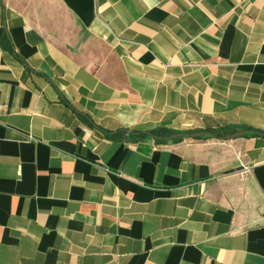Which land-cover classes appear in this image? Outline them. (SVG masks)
<instances>
[{"label": "crops", "instance_id": "0c3cea01", "mask_svg": "<svg viewBox=\"0 0 264 264\" xmlns=\"http://www.w3.org/2000/svg\"><path fill=\"white\" fill-rule=\"evenodd\" d=\"M249 129L264 0H0V264H264Z\"/></svg>", "mask_w": 264, "mask_h": 264}, {"label": "trees", "instance_id": "16d2710c", "mask_svg": "<svg viewBox=\"0 0 264 264\" xmlns=\"http://www.w3.org/2000/svg\"><path fill=\"white\" fill-rule=\"evenodd\" d=\"M199 131H194L193 133H198ZM229 132H235V131H226V130H223V131H215L213 129H209V130H204V134L203 135H197L196 137L197 138H203V137H217V138H225L226 135L229 133ZM248 134L246 135H249V136H256V135H264V131H261V130H258V129H249L248 131ZM120 132L116 133V134H119ZM210 133H212L213 135H211ZM122 134H124V132H122ZM133 136L135 135V133H131ZM171 133L166 131V130H163V129H157V130H154L152 132H140L138 133V137H146L148 135H152V136H155L159 141H164L166 136H169ZM189 134V133H188ZM176 139H181V137L179 138H176Z\"/></svg>", "mask_w": 264, "mask_h": 264}, {"label": "water", "instance_id": "95a60500", "mask_svg": "<svg viewBox=\"0 0 264 264\" xmlns=\"http://www.w3.org/2000/svg\"><path fill=\"white\" fill-rule=\"evenodd\" d=\"M246 131H241V132H237V133H233V134H228L226 136V138H232V137H236V136H240L245 134ZM204 134V132H198V133H191V134H186V133H176L173 134L172 137H195L197 135H201ZM211 135H213L212 133H210Z\"/></svg>", "mask_w": 264, "mask_h": 264}]
</instances>
